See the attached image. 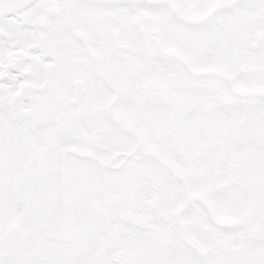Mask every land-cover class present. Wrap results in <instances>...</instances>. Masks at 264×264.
I'll return each mask as SVG.
<instances>
[{
	"label": "snow or ice",
	"instance_id": "obj_1",
	"mask_svg": "<svg viewBox=\"0 0 264 264\" xmlns=\"http://www.w3.org/2000/svg\"><path fill=\"white\" fill-rule=\"evenodd\" d=\"M0 264H264V0H0Z\"/></svg>",
	"mask_w": 264,
	"mask_h": 264
}]
</instances>
